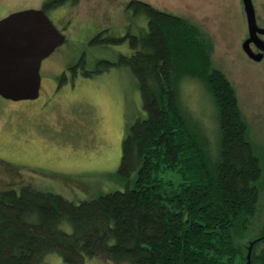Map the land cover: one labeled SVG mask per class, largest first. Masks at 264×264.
I'll use <instances>...</instances> for the list:
<instances>
[{
    "label": "trees",
    "instance_id": "1",
    "mask_svg": "<svg viewBox=\"0 0 264 264\" xmlns=\"http://www.w3.org/2000/svg\"><path fill=\"white\" fill-rule=\"evenodd\" d=\"M148 30L96 43L129 40L135 50L103 66L68 68L90 76L126 64L137 77L144 116L125 134L113 174L124 189L71 200L33 185L0 188V264H65L102 257L110 264H264V226L250 233L259 210L261 157L237 88L213 63L212 38L188 17L143 0L130 2ZM200 78L217 110V149L185 109L183 76ZM59 84L67 79L62 72ZM68 224L69 228L66 227Z\"/></svg>",
    "mask_w": 264,
    "mask_h": 264
},
{
    "label": "rangeland",
    "instance_id": "2",
    "mask_svg": "<svg viewBox=\"0 0 264 264\" xmlns=\"http://www.w3.org/2000/svg\"><path fill=\"white\" fill-rule=\"evenodd\" d=\"M129 1L69 0L48 12L66 41L42 61L39 97L12 100L0 95L1 189L18 190L31 184L76 201L124 189L113 174L122 159L125 134L145 115L137 77L126 64L111 65L90 76L81 72L82 67L77 75L68 67L84 58L85 69L95 70L103 66L100 60L132 54L135 49L129 40L92 41L101 31L120 37L148 30L147 15L135 13ZM143 1L188 17L212 38L213 63L237 88L240 108L261 157L260 208L250 233L260 232L264 226V60L250 57L243 48L249 30L244 0ZM253 3L256 21L264 27V0ZM39 5L40 0H0V17ZM63 71L67 79L60 85ZM179 90L185 109L204 125L214 155L218 121L210 91L200 78L190 75L181 78ZM45 259L46 264H65L58 252L48 253ZM84 264L110 263L87 256Z\"/></svg>",
    "mask_w": 264,
    "mask_h": 264
},
{
    "label": "water",
    "instance_id": "3",
    "mask_svg": "<svg viewBox=\"0 0 264 264\" xmlns=\"http://www.w3.org/2000/svg\"><path fill=\"white\" fill-rule=\"evenodd\" d=\"M249 37L243 48L250 57L261 60L264 52H254L251 42L264 50V27L256 21L253 0H244ZM43 9H25L0 19V95L12 100L36 99L39 97L42 61L66 40ZM248 264H251V246Z\"/></svg>",
    "mask_w": 264,
    "mask_h": 264
},
{
    "label": "flooded vegetation",
    "instance_id": "4",
    "mask_svg": "<svg viewBox=\"0 0 264 264\" xmlns=\"http://www.w3.org/2000/svg\"><path fill=\"white\" fill-rule=\"evenodd\" d=\"M71 1H73V0H71ZM131 1H133V0H130L127 4L130 5V2ZM69 3H70L69 0H40L39 7L36 6V7H32V8H37V9H41V10L44 9L47 12V14H48L49 11H54L56 8L61 7V6H64V4H69ZM72 3H75V2H72ZM21 10H25V9H21ZM16 12H20V11H10V12H7V13H5L4 16H1L0 19L5 18L6 16H9L11 13H16ZM260 27H262V26H260ZM103 33H104V31H101V32H99L98 35H100L102 38H108V37H110V36L104 35ZM128 33H126L124 35H121V36L125 37ZM247 33H248V35L245 37V39H247L249 37V35H250L249 30H248ZM260 36H261L262 39H264V34H260ZM250 44H251V48L252 49L254 48V52H264V50H262L261 47H259L257 45V43H255L254 41H252ZM261 60H264V56H263V58ZM113 61H115V60H113Z\"/></svg>",
    "mask_w": 264,
    "mask_h": 264
}]
</instances>
